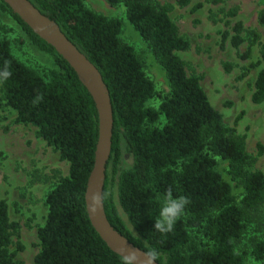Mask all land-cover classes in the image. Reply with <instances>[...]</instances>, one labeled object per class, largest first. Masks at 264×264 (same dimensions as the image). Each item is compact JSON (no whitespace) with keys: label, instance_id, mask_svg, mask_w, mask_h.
I'll return each instance as SVG.
<instances>
[{"label":"trees","instance_id":"16d2710c","mask_svg":"<svg viewBox=\"0 0 264 264\" xmlns=\"http://www.w3.org/2000/svg\"><path fill=\"white\" fill-rule=\"evenodd\" d=\"M29 1L86 55L109 92L113 132L102 199L113 229L158 264H245L246 258L264 264V175L249 170L244 141L224 124L199 79L186 74L178 53L188 50L189 43L170 18L173 6L104 0L111 7L124 6L126 20L165 74L169 94L152 107L155 85L135 51L121 41L119 19L90 10L85 0ZM175 3L186 7L191 0ZM0 11L15 20L39 51L52 56L55 65L43 78L15 59L10 42L0 39V73L5 68L11 73L0 76L2 100L15 113L17 124L34 127L69 166L68 176L59 178L46 196L47 215L37 230L40 250L34 263L129 264L100 239L86 211V186L98 140V115L90 94L68 63L1 0ZM226 16L235 19L237 12L229 10ZM258 22L264 24V10ZM0 31L9 32L1 24ZM230 31L222 34V43L229 41L238 49L245 42L243 24L235 21ZM248 35L258 39L252 32ZM252 44L241 58L250 57ZM260 57L264 62V48ZM225 67L230 71L232 66ZM252 102H264V69L257 73ZM122 143L132 163L117 177V201L131 229L107 190L117 174ZM218 160L227 163L228 174L242 187L238 199L218 172ZM167 194L185 196L189 203L172 230L162 233L154 223L159 198ZM17 228L0 200V264H19L10 251ZM189 231L199 235L200 242Z\"/></svg>","mask_w":264,"mask_h":264},{"label":"rangeland","instance_id":"374dc122","mask_svg":"<svg viewBox=\"0 0 264 264\" xmlns=\"http://www.w3.org/2000/svg\"><path fill=\"white\" fill-rule=\"evenodd\" d=\"M148 1L173 6L170 18L179 35L189 43L188 50L178 53L186 74L199 79L201 88L224 124L244 141L245 152L251 159L249 170H257L264 175V102L259 105L252 102L257 73L264 69L260 57L264 48V24L258 22L259 14L264 10V0H191L186 7L177 6L175 0ZM85 4L96 13L122 22L120 39L135 51L145 75L154 83L157 96L149 106H156L160 97L169 94V85L147 43L126 20L124 6L111 7L104 0H85ZM232 9L237 12L235 19L226 16ZM235 21H240L246 31L242 34L245 42L238 49L233 48L229 41L223 44L221 40L224 32H231L230 26ZM0 24L9 30L8 33L0 31V39L10 42L13 57L46 78L48 71L55 66L54 58L39 51L15 20L1 11ZM250 32L258 39L253 40L248 35ZM251 42L250 57L241 58ZM225 64L232 66L230 71ZM15 117V113L5 106L0 93V200L8 206L10 222L18 226L11 237L10 251L15 253V261L19 264H35L34 259L40 250L37 230L43 226L47 215L46 196L59 178L68 176L69 166L54 148L37 136L34 127L17 124ZM131 163L122 143L117 174L107 187L129 229L131 227L118 205L116 182L118 175L130 168ZM217 170L238 199L242 187L228 174L227 163L218 160ZM189 234L200 242L199 235L191 231ZM245 264L258 263L246 258Z\"/></svg>","mask_w":264,"mask_h":264},{"label":"water","instance_id":"95a60500","mask_svg":"<svg viewBox=\"0 0 264 264\" xmlns=\"http://www.w3.org/2000/svg\"><path fill=\"white\" fill-rule=\"evenodd\" d=\"M41 40L68 63L90 94L98 115V140L94 165L88 177L85 205L89 221L100 239L114 254L129 264H158L144 251L135 247L109 224L103 207L106 165L111 153L113 112L107 87L97 68L73 44L59 26L40 13L29 0H1ZM131 254L135 259L131 260Z\"/></svg>","mask_w":264,"mask_h":264},{"label":"clouds","instance_id":"9594fccd","mask_svg":"<svg viewBox=\"0 0 264 264\" xmlns=\"http://www.w3.org/2000/svg\"><path fill=\"white\" fill-rule=\"evenodd\" d=\"M11 73L5 68L0 76L7 78ZM187 197H173L167 194L161 198L158 215L155 219L154 228L162 233H167L172 230L177 219L184 213L187 204ZM135 259V255L131 254V260Z\"/></svg>","mask_w":264,"mask_h":264}]
</instances>
